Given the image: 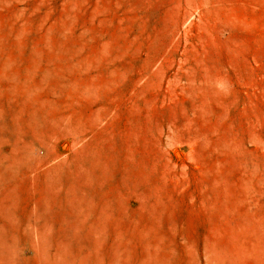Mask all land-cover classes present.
Returning <instances> with one entry per match:
<instances>
[{"label": "rangeland", "instance_id": "1", "mask_svg": "<svg viewBox=\"0 0 264 264\" xmlns=\"http://www.w3.org/2000/svg\"><path fill=\"white\" fill-rule=\"evenodd\" d=\"M0 264H264V0H0Z\"/></svg>", "mask_w": 264, "mask_h": 264}]
</instances>
